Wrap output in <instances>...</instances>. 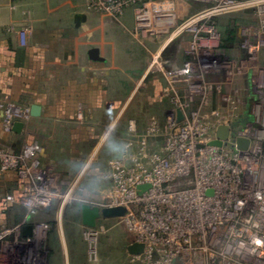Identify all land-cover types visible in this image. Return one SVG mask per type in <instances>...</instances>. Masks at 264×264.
Here are the masks:
<instances>
[{
	"label": "built area",
	"instance_id": "built-area-1",
	"mask_svg": "<svg viewBox=\"0 0 264 264\" xmlns=\"http://www.w3.org/2000/svg\"><path fill=\"white\" fill-rule=\"evenodd\" d=\"M198 1L208 6L178 25L164 0H88L89 8L115 14L128 3H139L136 28L145 34L163 36L173 28L169 42L191 35L183 65L167 74L184 83L186 91L173 94L165 113L163 154L149 167L113 165L112 208L126 209L131 245L144 247L130 255V264H264V0ZM250 8L259 24L239 44L243 57L230 60L216 18ZM21 37L25 44L27 33ZM167 63L161 60V69ZM235 82L242 86L233 89ZM31 117L30 107L3 105V132L14 133L16 123ZM221 126L230 134L219 146ZM157 129L153 124L147 135L155 137ZM128 131L137 134L133 121ZM237 139L248 140V147L238 149ZM142 145L145 149V140ZM42 152L34 140L19 152L0 147V173L14 174L22 184L27 214L43 212L55 200L54 177ZM103 231L99 225L84 229L92 263L98 261ZM8 234L0 230V241Z\"/></svg>",
	"mask_w": 264,
	"mask_h": 264
},
{
	"label": "crops",
	"instance_id": "crops-1",
	"mask_svg": "<svg viewBox=\"0 0 264 264\" xmlns=\"http://www.w3.org/2000/svg\"><path fill=\"white\" fill-rule=\"evenodd\" d=\"M164 1L171 7L182 2L191 6L194 12L189 17L200 12L192 5L193 1ZM138 6L139 3H128L118 15L100 7L89 8L88 0H0V133H4L1 118L3 105L7 103L30 108L38 105L41 115H48L49 110L51 114L54 111L43 101L52 104L56 101L60 109L57 113L61 115H76L77 112L78 119L83 115L101 116V100L116 99L118 83H125L129 89L139 75L150 78L149 67L154 53L158 52L157 55L161 54L162 60L168 62L167 70L181 67L191 35L176 37L163 54L169 45L156 46L152 35L138 33L135 23ZM177 6L176 9H180ZM77 15L85 17L83 22L76 23ZM229 15L218 16L217 27L224 51L240 60L243 55L228 40L226 26H240L241 22ZM248 28L254 29L257 25ZM23 32L27 33L25 44L21 40ZM241 34H236V38ZM236 38L234 36V40ZM175 44L179 47L177 50L185 45L180 56L172 53V48L176 51ZM262 58L264 50L260 62ZM27 124L20 133L4 134L12 140L20 139ZM79 137L67 139V157L74 148L85 146L84 139ZM23 144L17 147L18 151L13 143L9 147L19 152ZM0 186L5 194L10 193L0 199V230H10L0 241V264H88L81 206L53 203L43 212L26 215L21 202L22 184L17 177L0 173ZM12 202L21 205H12ZM18 208L24 210L25 215L17 220L14 215H20ZM100 223L102 221L98 222L99 226ZM27 227H31L30 235ZM131 243L132 239L126 245L128 257Z\"/></svg>",
	"mask_w": 264,
	"mask_h": 264
},
{
	"label": "rangeland",
	"instance_id": "rangeland-1",
	"mask_svg": "<svg viewBox=\"0 0 264 264\" xmlns=\"http://www.w3.org/2000/svg\"><path fill=\"white\" fill-rule=\"evenodd\" d=\"M187 1H193L194 4L192 5L198 7L197 11H201L208 6L206 3L199 2L198 0ZM239 1L247 2L249 0ZM173 6L175 7H171V14L177 19L178 25L186 21L194 12L191 6L183 2L180 5L178 4V6ZM176 6L180 7V9H176ZM123 9L116 13L119 15ZM180 13L184 15L179 16ZM253 13V9L250 8L244 10L238 9L229 15L241 22L240 26H232L230 29L233 32L235 31V38L236 34L243 33L237 36L232 43L236 45V49H239L238 46L243 40L244 35L250 34L253 30L248 27L258 26L259 24L258 19ZM248 17L249 20H247ZM173 30L167 35L153 36V42L156 46H160L163 43L169 45L163 54H166L169 47L174 43L173 41L169 44V35ZM138 33L140 34L141 31H138ZM174 47L176 51L172 48V53L180 56L185 45L181 50H177L179 48L177 45ZM157 54L158 52L153 54L150 62L148 74L150 78H141L142 75H139L133 86L129 85V89H126L128 86L125 83H118L117 98L113 100H101V116L87 117L83 115L81 119H78L77 112L76 115H61L57 113L60 109L56 101L53 104L43 101V104L45 103L48 107H51L54 111L53 114L49 110L48 115L43 113L38 118L31 117L23 137L17 140H12L11 136H7L9 134L6 135L1 131L0 147H9L13 143L14 148L18 151L17 147H21L28 140L40 143L43 149V163L48 167L51 176L54 177V204L60 205L65 202L72 206L89 204L102 209L112 208V202L116 197L113 185V165L117 164L122 169L137 165L138 163L149 167L153 164L154 157L163 154L164 141L167 134L165 113L171 108L173 94L179 93L181 96L186 91L184 83L179 81L178 78L174 80L167 75L169 73L167 68L161 69L160 62L162 56L161 54L160 56ZM225 54L230 60L234 59L233 53H227L226 51ZM231 54H233L232 57L230 56ZM261 63L264 65V58L261 59ZM173 67H170L171 70L176 68L175 66ZM241 86V83L235 82L233 89H238ZM227 91H230V88ZM131 92L133 93V97L131 96ZM75 104V102L72 103L71 107L74 108ZM131 121L137 126V134L135 136L127 130ZM153 124L158 128L155 137L147 135L148 129ZM79 136L84 139L85 142L83 144L85 146L74 148L72 154L67 157V154H65L67 139L70 141L72 137L77 138ZM112 140L123 143L131 142L132 147L127 156L118 158L107 151V145ZM144 140L146 141L145 149H143L142 145V141ZM64 147L65 149L63 150ZM62 152H64L65 156L61 155ZM144 152H146L145 158L141 156ZM4 194L5 189H1L0 186V199L10 193ZM6 199L8 203V196ZM12 203V205H21L19 202ZM10 209L13 208L11 207ZM17 210L20 211V215H14V219L18 220V218L24 217L25 212L21 208ZM123 217L101 218L99 220L102 221L100 226L104 227V231L98 238L97 262L92 263L89 261L88 244L84 238V234H82L88 264H129L130 257H128L126 252V245L132 238Z\"/></svg>",
	"mask_w": 264,
	"mask_h": 264
},
{
	"label": "water",
	"instance_id": "water-1",
	"mask_svg": "<svg viewBox=\"0 0 264 264\" xmlns=\"http://www.w3.org/2000/svg\"><path fill=\"white\" fill-rule=\"evenodd\" d=\"M85 19L82 15H77L76 23L79 24L83 22ZM31 115L32 117H39L41 115V107L38 105H34L31 107ZM24 129V124L18 122L14 125L13 131L16 133L22 132ZM230 134V128L226 126H221L217 131V136L219 141L216 143L217 145H221L223 140H227ZM249 145L248 140L237 139V147L238 149H246ZM147 188V187H146ZM126 214V209L123 207L117 208H100L98 206H92L89 204L81 205V216H82V224L87 228H97L98 222L101 218H112V217H123ZM29 235L31 231V227L26 228ZM144 250L143 245L133 244L128 248V251L131 255H136L142 253Z\"/></svg>",
	"mask_w": 264,
	"mask_h": 264
},
{
	"label": "clouds",
	"instance_id": "clouds-1",
	"mask_svg": "<svg viewBox=\"0 0 264 264\" xmlns=\"http://www.w3.org/2000/svg\"><path fill=\"white\" fill-rule=\"evenodd\" d=\"M131 147L132 146L130 143H123V142H117L116 140H112L107 145V151L113 156L120 158V157L127 156ZM83 202H86V201H83Z\"/></svg>",
	"mask_w": 264,
	"mask_h": 264
},
{
	"label": "trees",
	"instance_id": "trees-1",
	"mask_svg": "<svg viewBox=\"0 0 264 264\" xmlns=\"http://www.w3.org/2000/svg\"><path fill=\"white\" fill-rule=\"evenodd\" d=\"M231 28L232 27L230 25L226 26V30H227V32H229L228 40L233 42L234 41V36H235V31L233 32L232 30H230Z\"/></svg>",
	"mask_w": 264,
	"mask_h": 264
},
{
	"label": "bare ground",
	"instance_id": "bare-ground-1",
	"mask_svg": "<svg viewBox=\"0 0 264 264\" xmlns=\"http://www.w3.org/2000/svg\"><path fill=\"white\" fill-rule=\"evenodd\" d=\"M175 39V38H174ZM172 43V42H171Z\"/></svg>",
	"mask_w": 264,
	"mask_h": 264
}]
</instances>
